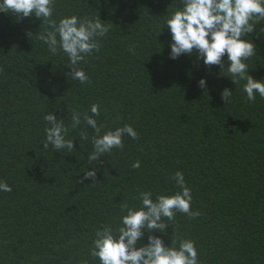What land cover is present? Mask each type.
<instances>
[{"label":"trees","instance_id":"1","mask_svg":"<svg viewBox=\"0 0 264 264\" xmlns=\"http://www.w3.org/2000/svg\"><path fill=\"white\" fill-rule=\"evenodd\" d=\"M180 6V0H55L57 21L98 16L110 25L99 52L80 64L85 84L69 77L62 50L53 56L37 39L43 22L0 12V182L12 188L0 191V264H100L89 255L95 231L121 226V203L139 208L142 191L153 200L181 191L172 179L177 171L191 189V209L201 214L177 212L165 220L171 224L165 233L151 234L165 246L194 241L198 264H264V99L257 93L248 102L246 81L235 85L226 69L197 59L196 50L170 57L164 24ZM244 38L256 49L245 61L248 74L264 80V21ZM223 61L227 68V55ZM225 88L233 91L228 104ZM94 103L102 133L129 124L139 135H125L122 150L89 162L94 130L83 122L71 129V113L92 115ZM48 112L69 127L73 151L43 148ZM135 161L139 168L131 166ZM92 169L96 181L79 182Z\"/></svg>","mask_w":264,"mask_h":264},{"label":"clouds","instance_id":"2","mask_svg":"<svg viewBox=\"0 0 264 264\" xmlns=\"http://www.w3.org/2000/svg\"><path fill=\"white\" fill-rule=\"evenodd\" d=\"M54 4L55 0H0V12L20 19L34 16L43 22L45 30L37 35V39L48 46L53 56L59 50L63 51L68 58L72 80L88 83L89 77L80 64L86 62V56L93 51L99 52V38L109 33L110 25L103 23L98 16L81 19L71 15L57 21L53 18ZM180 5L168 13L164 24L168 26L172 38L170 57L175 59L182 54L191 55L196 50L197 59H203L206 66L218 65L221 73L226 69L235 85L241 80L246 81L243 91L248 102H255L257 93L264 99V80L253 79L245 63L255 55V45L244 38L254 31L257 23L264 21V0H180ZM27 35L33 37L30 32ZM129 51L135 54V45ZM225 55L227 68L223 61ZM198 85L205 88L206 81L201 78ZM232 93L225 88L221 98L228 104ZM90 112L92 115L76 110L71 113V129L75 130L83 122L94 130L89 162L97 160L102 154L111 153L114 148L122 150L125 135L133 140L138 138L139 134L129 124L102 133L103 125H98L94 118L100 115L99 105L92 104ZM43 119L49 125L44 129L43 148L48 149L51 145L55 151H73V139H65L69 127L63 119H58L51 112ZM79 139L87 141V132L81 131ZM131 166L139 168L140 162L135 161ZM95 176V169L85 171L79 182L89 178L95 182ZM172 179L181 191L171 195L158 194L155 200L152 199V192L142 191L139 193V208L130 207L127 202L121 203V212L126 213L120 217L121 226L115 231L107 225L97 229L89 255L98 258L100 264H198L194 241L180 239L177 247V240L171 239L170 246H165L159 236L151 234L165 233L166 227L171 225L165 220L174 221L177 212L190 218L201 214L191 209V189L186 186L183 173L175 172ZM0 191L11 192L12 188L6 182H0ZM145 232L149 233L148 243L137 247Z\"/></svg>","mask_w":264,"mask_h":264}]
</instances>
